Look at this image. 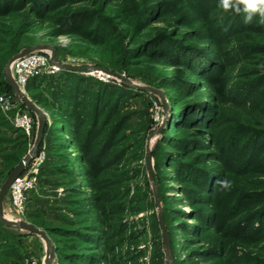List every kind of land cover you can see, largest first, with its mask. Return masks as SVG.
<instances>
[{"label": "rangeland", "instance_id": "374dc122", "mask_svg": "<svg viewBox=\"0 0 264 264\" xmlns=\"http://www.w3.org/2000/svg\"><path fill=\"white\" fill-rule=\"evenodd\" d=\"M36 44L65 66L24 87L45 113L42 154L27 165L25 209L10 210L7 192L2 207L46 233L51 264H166L153 185L173 264H264L263 188L245 180L264 181L259 15L245 23L218 0H0V95L34 118L27 137L0 108V168L35 139V114L6 87L4 67ZM228 173L238 180L221 189ZM46 250L39 234L0 222V264L42 261Z\"/></svg>", "mask_w": 264, "mask_h": 264}, {"label": "water", "instance_id": "95a60500", "mask_svg": "<svg viewBox=\"0 0 264 264\" xmlns=\"http://www.w3.org/2000/svg\"><path fill=\"white\" fill-rule=\"evenodd\" d=\"M33 50H46L49 51L50 56L52 58V60L59 66H65L60 64L55 58H54V49L51 46H47V45H43V44H36L33 46H29L26 48L21 49L18 53L12 55L6 62L5 67H4V75H5V79L8 82L10 88L12 89L13 93L15 94V96L28 108L30 109L36 117V122H37V126H36V133H35V139L33 142V145L30 149H28V151L10 168V170L8 171L6 177L4 178V180L1 182L0 184V222L4 225H9V226H18V227H24L29 229L31 232L37 233L39 234L46 243L47 246V250H46V255H45V259L43 260L44 264H51L52 260H53V247L52 244L48 238V236L46 235V233L42 230H40L39 228H37L36 226H34L31 223L28 222H15V221H11L5 218L4 213H3V207H2V202L4 199V196L11 184V182L18 176L20 175L23 170L25 169V167L28 165L30 159L32 157H34L37 154V150L40 144V141L42 139V134H43V130H44V126H45V121H46V117H45V113L42 111V109L40 107H38L34 102H32L28 96L18 87V85L16 84V82L14 81L11 71H10V65L12 63V61L20 56H23L25 54H27L30 51ZM145 89L152 91L154 93L159 94L162 98V93L160 90L158 89H153V88H149V87H144ZM147 161L149 162V152H147ZM150 173V171H149ZM153 189V194H154V201H155V205L157 207L158 210V222H159V226H160V230H161V238H162V244H163V251H164V255H165V263L166 264H173L172 263V259H171V252H170V246H169V237L161 216V211L159 208V203L158 200L156 198V189L155 186L153 185L152 187Z\"/></svg>", "mask_w": 264, "mask_h": 264}, {"label": "built area", "instance_id": "2783aa9c", "mask_svg": "<svg viewBox=\"0 0 264 264\" xmlns=\"http://www.w3.org/2000/svg\"><path fill=\"white\" fill-rule=\"evenodd\" d=\"M58 65L52 60L50 53L46 50H33L27 54L15 58L11 65V73L18 87L24 92V87L28 81L35 76L52 75L57 70ZM0 108L6 113H11L15 125L19 126L22 132L30 137L34 128V118L24 108H16L11 100L5 95H0ZM37 152L34 157H40ZM30 166L25 167L10 184L7 194H9L10 210L22 212L25 209V193L34 183ZM28 264H44L43 260L30 259Z\"/></svg>", "mask_w": 264, "mask_h": 264}, {"label": "trees", "instance_id": "16d2710c", "mask_svg": "<svg viewBox=\"0 0 264 264\" xmlns=\"http://www.w3.org/2000/svg\"><path fill=\"white\" fill-rule=\"evenodd\" d=\"M154 1L168 2L169 0H154ZM120 11H121V14H123V15L125 14V8H122ZM185 73H196V71L193 68H191L190 71L186 70ZM48 76L49 75H40V76L32 77L28 81V83L26 84V88H25L26 91L30 92L32 89L37 87L36 86L37 85L36 84V80H38V79H40L42 77H48ZM208 79H209L210 83H212L215 86H217V90L220 93L223 94L224 85H223L222 77L220 75H211V76H209ZM5 84H6V87L8 89H11L9 84H8V82L6 80H5ZM57 114L59 116V119L62 122L69 123L70 118H71V114L67 110H61V109L58 108V113ZM63 129L65 130L64 133H67V134L70 135L69 139H70V142L73 145V147L78 149L79 148L78 136L75 133H70V130H69V128L67 126L64 127ZM11 150H12L11 152H6L5 155L3 156V163H2V166L0 168L1 169L0 170V175L8 172V170L21 158V156L23 155V152H24L22 147H18V148H15V149L12 148ZM101 171H102V166L99 163V160L97 158H93L92 160L89 161L88 173L90 172L94 176H98L101 173ZM224 175H226L225 176L226 178L232 180V184L234 183V181L236 182V180H238L231 173L224 174ZM245 180H246L247 184H249L251 186H254V187H260L262 185L261 186L263 188V190H261L262 192L260 191L257 194H260L262 196L261 199L259 200V203L260 204L264 203V181H262V180H252V179L250 180V178L249 179L245 178ZM199 195L202 196V197L208 198L209 201L212 202L213 196H211V194L205 195V194L199 192ZM224 238L225 237H222V239H221V243L222 244H223Z\"/></svg>", "mask_w": 264, "mask_h": 264}, {"label": "clouds", "instance_id": "9594fccd", "mask_svg": "<svg viewBox=\"0 0 264 264\" xmlns=\"http://www.w3.org/2000/svg\"><path fill=\"white\" fill-rule=\"evenodd\" d=\"M218 6L227 11L231 9L235 12L244 13V21H250L254 14L261 17V22H264V0H218ZM221 189H229L232 185V180L224 178L219 181Z\"/></svg>", "mask_w": 264, "mask_h": 264}]
</instances>
